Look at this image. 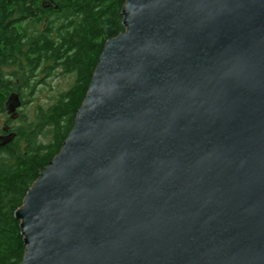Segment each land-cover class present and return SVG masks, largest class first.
Returning <instances> with one entry per match:
<instances>
[{
  "label": "water",
  "instance_id": "water-1",
  "mask_svg": "<svg viewBox=\"0 0 264 264\" xmlns=\"http://www.w3.org/2000/svg\"><path fill=\"white\" fill-rule=\"evenodd\" d=\"M121 14L15 211L20 264H264V0H125ZM21 101L8 96L10 119Z\"/></svg>",
  "mask_w": 264,
  "mask_h": 264
},
{
  "label": "trees",
  "instance_id": "trees-1",
  "mask_svg": "<svg viewBox=\"0 0 264 264\" xmlns=\"http://www.w3.org/2000/svg\"><path fill=\"white\" fill-rule=\"evenodd\" d=\"M51 1L58 7L44 8L43 0H0V114L10 93L20 92L6 66L15 64L25 80L47 64L48 70L61 67L76 75L56 104L39 110L36 122L15 128V139L0 147V264L21 263L25 244L15 211L62 148L105 42L124 31L125 0ZM45 128L51 134L46 143L40 139Z\"/></svg>",
  "mask_w": 264,
  "mask_h": 264
},
{
  "label": "rangeland",
  "instance_id": "rangeland-1",
  "mask_svg": "<svg viewBox=\"0 0 264 264\" xmlns=\"http://www.w3.org/2000/svg\"><path fill=\"white\" fill-rule=\"evenodd\" d=\"M19 69L14 64L13 66H6L4 71L8 73V77H12L15 81H20V92L15 91L19 93L23 100L22 102H24L18 109L21 117L10 119L6 112L0 114V128L7 121L12 123L14 128L36 122L39 110H47L56 104L62 94L70 90L76 81L74 72H66L61 67L48 70V64L38 70L34 76L27 77L26 80L23 77L24 73ZM15 73L18 74V77L14 76ZM25 82L27 85H23ZM46 130L47 128L40 136V139L44 140L45 143L51 138L50 132H46Z\"/></svg>",
  "mask_w": 264,
  "mask_h": 264
},
{
  "label": "flooded vegetation",
  "instance_id": "flooded-vegetation-1",
  "mask_svg": "<svg viewBox=\"0 0 264 264\" xmlns=\"http://www.w3.org/2000/svg\"><path fill=\"white\" fill-rule=\"evenodd\" d=\"M11 66H13V65H11ZM10 78H12V77H10ZM16 82L20 83L19 80H17ZM6 114H7V112H6ZM3 126H7L8 127V130L6 132H4L2 130ZM3 126L0 128V134H8V133H10V132L15 130V128L12 126V123H10L9 121H7V123H4Z\"/></svg>",
  "mask_w": 264,
  "mask_h": 264
}]
</instances>
